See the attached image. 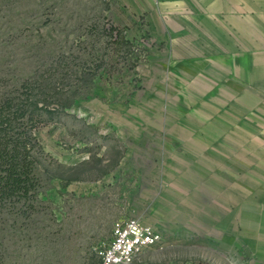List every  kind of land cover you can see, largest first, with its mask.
<instances>
[{
  "label": "rangeland",
  "instance_id": "rangeland-1",
  "mask_svg": "<svg viewBox=\"0 0 264 264\" xmlns=\"http://www.w3.org/2000/svg\"><path fill=\"white\" fill-rule=\"evenodd\" d=\"M249 7L264 0H0V94L42 108L37 196L0 206V264H95L130 216L161 235L130 264H255L190 180L202 171L209 198L251 182L261 198L264 121L248 116L263 95L242 89L231 55Z\"/></svg>",
  "mask_w": 264,
  "mask_h": 264
},
{
  "label": "crops",
  "instance_id": "crops-1",
  "mask_svg": "<svg viewBox=\"0 0 264 264\" xmlns=\"http://www.w3.org/2000/svg\"><path fill=\"white\" fill-rule=\"evenodd\" d=\"M233 8H237L238 10L245 11V5L240 6L239 4L233 5ZM260 8L256 10V8H250L248 9V15L246 20H240L243 18L240 17H234L233 24H244L247 23V39L245 40L246 43L243 44L242 52L234 51L232 52V56L240 58L238 67L241 68L239 72L236 73V78L241 81L242 89L247 90L250 93L258 94V96L261 98V95H263V104H264V50H258L256 48V25L259 24L256 21L257 14L261 13ZM264 12V11H263ZM237 19H239L237 21ZM263 23H264V17H263ZM254 26V27H252ZM261 40L264 41V38L261 37ZM262 55V56H261ZM260 57H263V61L260 59ZM247 62V70H245L244 63ZM242 63V64H241ZM260 65V68L257 70V67ZM237 70V67H236ZM257 72L262 73L260 78L257 79ZM245 74H247L245 76ZM260 81V82H259ZM263 84L261 85L260 83ZM259 98H256L255 101H251L250 105L254 106L256 104H259L260 100ZM253 110V109H251ZM262 113H253L248 116L249 124L255 125L256 121H264V114ZM264 135V134H263ZM200 169L203 168L200 166ZM190 180H194V184L200 185V200L203 199L207 201H216V204L219 205V207L227 212V216H231L233 220V229L237 233H243L246 234L247 240H248V250L257 257L254 261L255 264H264V181H262V185L260 186L258 191V196L261 198L256 199L255 189L252 187L253 183L248 182L245 186L243 185L241 187V184L238 182H235L234 180L231 181V183L227 180L226 184H229L228 186H231L232 193L231 197L229 195H222L223 193V186L218 184L216 187V196L213 198H209L208 193L207 195H204L203 186L207 185L208 180L207 178L203 177L202 171L199 172V176L196 177H190ZM192 183V181H189ZM207 188V187H205ZM205 191H207L205 189ZM224 194V193H223ZM255 194V196H254ZM242 195V197H241ZM230 204V206L225 205ZM231 202V203H229Z\"/></svg>",
  "mask_w": 264,
  "mask_h": 264
},
{
  "label": "trees",
  "instance_id": "trees-1",
  "mask_svg": "<svg viewBox=\"0 0 264 264\" xmlns=\"http://www.w3.org/2000/svg\"><path fill=\"white\" fill-rule=\"evenodd\" d=\"M40 109L39 100L29 95L0 94V206L37 196L35 153L40 148L33 130L41 122Z\"/></svg>",
  "mask_w": 264,
  "mask_h": 264
},
{
  "label": "built area",
  "instance_id": "built-area-1",
  "mask_svg": "<svg viewBox=\"0 0 264 264\" xmlns=\"http://www.w3.org/2000/svg\"><path fill=\"white\" fill-rule=\"evenodd\" d=\"M161 235L153 226L136 216L113 222L111 238L97 252V264H130L136 255L160 242Z\"/></svg>",
  "mask_w": 264,
  "mask_h": 264
},
{
  "label": "clouds",
  "instance_id": "clouds-1",
  "mask_svg": "<svg viewBox=\"0 0 264 264\" xmlns=\"http://www.w3.org/2000/svg\"><path fill=\"white\" fill-rule=\"evenodd\" d=\"M162 3H168V0H162ZM175 3L178 5L182 3V0H175Z\"/></svg>",
  "mask_w": 264,
  "mask_h": 264
}]
</instances>
